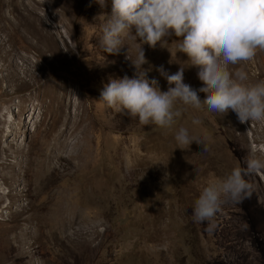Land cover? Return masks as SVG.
I'll use <instances>...</instances> for the list:
<instances>
[{
    "label": "rangeland",
    "instance_id": "374dc122",
    "mask_svg": "<svg viewBox=\"0 0 264 264\" xmlns=\"http://www.w3.org/2000/svg\"><path fill=\"white\" fill-rule=\"evenodd\" d=\"M110 15L111 0H0V264H264V171L241 203L193 217L210 180L264 154V123L177 105L166 130L107 107L104 85L134 78L142 44L105 53ZM178 42L142 45L161 91L160 66L202 86ZM243 67L264 80V51ZM180 127L201 144L178 148Z\"/></svg>",
    "mask_w": 264,
    "mask_h": 264
},
{
    "label": "clouds",
    "instance_id": "9594fccd",
    "mask_svg": "<svg viewBox=\"0 0 264 264\" xmlns=\"http://www.w3.org/2000/svg\"><path fill=\"white\" fill-rule=\"evenodd\" d=\"M94 2L104 7L106 0ZM102 32L105 53L117 54L124 39L142 42L133 63L134 78L125 75L104 85L100 101L107 107L126 111L142 126L166 130L182 116L177 105L220 115L232 110L241 123H264V80H250L243 67L264 51V0H111V15ZM172 36L179 41L177 52L198 67L200 88L184 82V66L174 74L163 66L156 69L167 80V91L160 90L155 78H146L142 45L156 48ZM174 139L180 149L193 141L201 144L186 127H180ZM259 171H264V154H253L247 169L236 166L210 180L194 202V220L210 221L225 203L239 204L250 197L252 185L246 177Z\"/></svg>",
    "mask_w": 264,
    "mask_h": 264
}]
</instances>
